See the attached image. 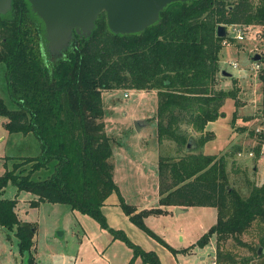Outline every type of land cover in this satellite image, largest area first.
Returning <instances> with one entry per match:
<instances>
[{
    "label": "trees",
    "instance_id": "obj_1",
    "mask_svg": "<svg viewBox=\"0 0 264 264\" xmlns=\"http://www.w3.org/2000/svg\"><path fill=\"white\" fill-rule=\"evenodd\" d=\"M19 7L11 0L9 10L0 14V78L7 101L0 96V117L6 119L2 127L7 133L33 134L39 153L19 158L0 174V194L9 182L35 197L31 206L39 202L66 204L105 227L100 208L117 186L100 93L154 90L157 143L172 141L176 151L175 155L157 157L158 204L213 207L215 222L197 244L204 245L213 237L218 264H249L253 258H257L255 264H264V177L259 184L246 181L242 195L228 184L225 159L190 153L182 129L186 126L203 132L208 122L223 116L220 107L226 98L237 106L236 89L215 87L217 53L224 39L217 35L218 25L259 28L263 39L257 80L264 93V0L171 2L159 11L153 24L130 34L109 31L100 12L90 33L72 35L53 59H45L38 47L43 41L38 19L26 3L21 10ZM208 138L200 135L199 144ZM260 147H255L257 156ZM41 169L48 174L31 179V174ZM14 207V199L0 198V227L13 229L19 254L27 253L29 264H34L30 253L34 226L18 220ZM121 207L133 224L152 234L142 217L159 208L134 212L123 202ZM253 224L263 231L256 246L241 238ZM111 231V238L133 248L134 257L159 264L154 252L132 245L120 230ZM228 239L252 254L234 256L223 251Z\"/></svg>",
    "mask_w": 264,
    "mask_h": 264
},
{
    "label": "rangeland",
    "instance_id": "obj_2",
    "mask_svg": "<svg viewBox=\"0 0 264 264\" xmlns=\"http://www.w3.org/2000/svg\"><path fill=\"white\" fill-rule=\"evenodd\" d=\"M229 36L227 33L223 36L217 66L232 76H221L218 70L215 87L236 89L237 106L234 100L226 98L220 107L223 116L208 122L203 132L186 126L182 129L186 140L190 141V153L213 154L225 159L228 184L244 195L246 181L260 182L264 177V93L257 80L258 69L254 68V63L258 62L252 60V55L261 51L263 37L257 26H253L240 42ZM229 62H234L236 67ZM232 79L236 82L233 83ZM0 96L7 102L1 78ZM100 100L104 132L111 144L113 181L117 186L100 208L105 227L66 204L39 202L31 206L35 197L18 191L9 182L0 194V198L14 199L16 217L34 226L30 248L33 263L147 264L139 256L134 257L133 248L123 240L111 238V230H120L132 245L154 252L159 264H209L210 260L218 264L213 237L204 245L197 244L214 223L215 209L188 206L184 212L175 213V208L158 204L157 157L159 154L175 155L176 151L172 141L157 143L153 119L155 91L103 90ZM136 119H146L147 124L140 131L134 129ZM5 120L0 117V174L10 169L19 158L35 157L39 153V144L33 134L7 133L2 127ZM200 135L209 138L199 144ZM258 144L261 147L257 156L255 147ZM183 151L184 148L181 153ZM47 174L48 170L41 169L30 177L37 180ZM122 202L131 205L134 212L160 209L142 217L143 225L152 234L128 219L121 207ZM262 233L253 224L241 238L256 246ZM222 249L234 256L252 254L250 249L235 245L232 239L226 240ZM28 258L27 253L19 254L13 229L0 227V264H29ZM256 261L257 258H253L249 264Z\"/></svg>",
    "mask_w": 264,
    "mask_h": 264
},
{
    "label": "water",
    "instance_id": "obj_3",
    "mask_svg": "<svg viewBox=\"0 0 264 264\" xmlns=\"http://www.w3.org/2000/svg\"><path fill=\"white\" fill-rule=\"evenodd\" d=\"M175 1L190 0H27L31 11L41 20L48 53L58 48H66L72 29L75 33L88 35L100 12L104 13L106 27L115 34H130L142 31L153 24L158 13L167 4ZM11 0H0V14L10 8ZM217 35L225 36L226 26L218 25ZM260 55H252L258 61ZM219 74L231 77V73L221 69ZM146 122L133 121L135 131H139ZM191 148L187 141L185 149ZM181 209L175 208V212ZM62 233L60 232L59 235Z\"/></svg>",
    "mask_w": 264,
    "mask_h": 264
},
{
    "label": "built area",
    "instance_id": "obj_4",
    "mask_svg": "<svg viewBox=\"0 0 264 264\" xmlns=\"http://www.w3.org/2000/svg\"><path fill=\"white\" fill-rule=\"evenodd\" d=\"M226 26V33L229 34L231 39H235V41L240 42L242 41L246 34L249 33L253 26L250 25H242V24H228ZM229 64L234 68L236 67V64L234 62H229ZM254 68L258 69L259 64L254 63ZM126 96V94H124ZM209 264H215L213 261H211Z\"/></svg>",
    "mask_w": 264,
    "mask_h": 264
},
{
    "label": "flooded vegetation",
    "instance_id": "obj_5",
    "mask_svg": "<svg viewBox=\"0 0 264 264\" xmlns=\"http://www.w3.org/2000/svg\"><path fill=\"white\" fill-rule=\"evenodd\" d=\"M14 1V3L16 4V5H18V6H20L19 8H20V10H21V5H24L25 3H26V5L28 6V8H29V10L31 11V9H30V5H29V3L27 2V0H13ZM32 12V11H31ZM33 13V12H32ZM34 14V13H33ZM34 17L35 18H37L38 19V21L36 20V22H39L40 24H41V29H42V32H41V35H42V37H43V41H41L40 43H39V49H40V51H41V53H42V56L46 59V58H50V59H53V58H55V57H57V56H59L60 54H61V52L63 51V49L62 48H58L57 50H54V51H51L50 53H48V51H47V48H46V40H45V34H44V26H43V24H42V22H41V20L34 14ZM74 34H76L75 32H74V30L72 29V31H71V35H70V38L68 39V43L71 41V37H72V35H74ZM77 34H81V33H77ZM82 35V34H81Z\"/></svg>",
    "mask_w": 264,
    "mask_h": 264
},
{
    "label": "crops",
    "instance_id": "obj_6",
    "mask_svg": "<svg viewBox=\"0 0 264 264\" xmlns=\"http://www.w3.org/2000/svg\"><path fill=\"white\" fill-rule=\"evenodd\" d=\"M143 121H146V119H142ZM155 121V120H154ZM145 124H147V123H145ZM145 124H143V125H145ZM205 128H206V125H205ZM5 131V130H4ZM140 131V130H139ZM6 132V131H5ZM189 141V140H188ZM263 148V147H262ZM114 169V168H113ZM261 182V181H260ZM260 182H256V184H259ZM172 208H178V209H181V211H179V212H175V213H180V212H184L185 210H187V207H182V206H171ZM211 208H213V207H211ZM215 216H216V212H215ZM19 220V219H18ZM20 221H22V219H20ZM215 222V221H214ZM210 262H211V260H210ZM209 262V263H210Z\"/></svg>",
    "mask_w": 264,
    "mask_h": 264
}]
</instances>
